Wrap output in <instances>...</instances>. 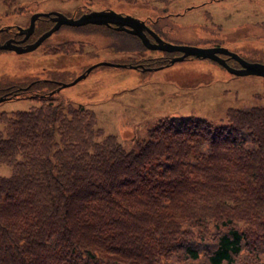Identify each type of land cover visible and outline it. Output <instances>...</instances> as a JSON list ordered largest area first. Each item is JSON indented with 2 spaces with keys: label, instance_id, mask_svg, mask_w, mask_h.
Returning a JSON list of instances; mask_svg holds the SVG:
<instances>
[{
  "label": "trees",
  "instance_id": "obj_1",
  "mask_svg": "<svg viewBox=\"0 0 264 264\" xmlns=\"http://www.w3.org/2000/svg\"><path fill=\"white\" fill-rule=\"evenodd\" d=\"M38 95L0 112V264H264V103L161 117L128 149Z\"/></svg>",
  "mask_w": 264,
  "mask_h": 264
},
{
  "label": "rangeland",
  "instance_id": "obj_2",
  "mask_svg": "<svg viewBox=\"0 0 264 264\" xmlns=\"http://www.w3.org/2000/svg\"><path fill=\"white\" fill-rule=\"evenodd\" d=\"M90 8H113L143 18L170 41L221 45L249 61L264 63V0H0V28L28 24L35 11L74 14ZM36 23V34L48 27L40 18ZM137 38L105 24H63L34 49L0 48V92L6 86L28 87L37 80L25 97L0 99V112L37 106L40 99L30 95L46 90L45 78L58 77L62 80L51 92L53 97L90 109L85 121L95 120L102 134L115 136L130 149L161 117L190 115L222 121L231 108L264 103V75L236 74L208 57L165 59L164 66L158 60L152 62L151 71L141 72L134 64H101L88 75L82 72L101 60L138 63L143 56H164V51L149 49ZM229 62L236 63L233 58ZM80 72L85 75L64 85ZM235 162L243 165L246 160ZM0 174L11 175L9 162H0ZM261 244L263 251L259 248L256 255L263 260ZM247 248L237 256L240 261L244 256L256 257ZM206 260L202 250L200 258L189 264Z\"/></svg>",
  "mask_w": 264,
  "mask_h": 264
},
{
  "label": "water",
  "instance_id": "obj_3",
  "mask_svg": "<svg viewBox=\"0 0 264 264\" xmlns=\"http://www.w3.org/2000/svg\"><path fill=\"white\" fill-rule=\"evenodd\" d=\"M41 15H51L52 19L55 20V23L42 32L34 41L28 42L25 45L18 44L16 41L12 39H6L5 41H0V48H14L19 52L27 51L36 48L47 36H49L54 30L60 27L63 23L67 24H85V23H97V24H106L112 25L117 29H125L129 32L137 34L142 42L149 48H158L168 51H181L180 54L175 55L171 58V61L184 59L187 56H196V57H209L214 59L221 64H223L229 71L236 74H261L264 75V63L249 61L241 56L239 53L229 49L228 47L221 45H212V46H200L195 44H184L173 42L167 40L160 36L154 29H152L144 19L137 17L132 14H126L120 11H116L113 8H103V9H91L89 11H85L81 13L79 16H69L66 13L58 10H50V11H36L32 13L30 17V22L27 26L18 25L19 32H25V36L21 40H25L28 35L34 30L35 21ZM147 31L150 32L154 39L152 40L150 36L147 34ZM228 54L231 57L236 58L241 66L233 67L231 66L224 56L221 55ZM101 63L106 64H117V65H126L127 63L121 62H112L109 60H101L90 65L86 72H88L93 66ZM132 65V64H131ZM82 73L76 76L73 80L64 82V85H70L76 82L79 78L84 76ZM3 99V97H0Z\"/></svg>",
  "mask_w": 264,
  "mask_h": 264
},
{
  "label": "flooded vegetation",
  "instance_id": "obj_4",
  "mask_svg": "<svg viewBox=\"0 0 264 264\" xmlns=\"http://www.w3.org/2000/svg\"><path fill=\"white\" fill-rule=\"evenodd\" d=\"M90 9H88V10H90ZM88 10H84V11H88ZM84 11H80L78 13H74L73 15L74 16H78ZM68 15H71V14H68ZM39 18L41 20H43V21H47L48 22V27L53 25L54 22H55V20L52 19L51 15H48V16L42 15ZM17 25L18 24H11V25H8V26H4L2 29H0V33L2 35V36L0 35V41L3 42V41H5L6 39L9 38V39H12L13 41H16L18 44L25 45L28 42L34 41L41 33V32H39V33L36 34V26H37L36 25L34 30L28 35V37L25 40H21L25 36V32L26 31L19 32L20 30H19ZM27 25L28 24H25L23 26L25 27ZM5 33H6V35L4 36ZM147 33L150 35V33L148 31H147ZM150 37L153 38L151 35H150ZM163 55L164 56H154V55L143 56L142 57L143 59L139 60L138 63H134V65H136L135 67L138 66L136 69L141 71V72L142 71H147V70L151 71V70H153V66H154L152 64V62H156V61L159 60V61H161V64H163L165 59L169 60V56H168L169 54L168 55L167 54H163ZM164 57H166V58H164ZM230 59L231 58L229 57L228 58V62H229ZM235 62H236L235 63L236 66H240V64H239V62L237 60H235ZM90 65H88V66H90ZM98 65H101V64H98ZM98 65L94 66L89 72H85V73H87V75H88V73H90L92 70H94V68H96ZM163 65H167V64H163ZM88 66H86V68L82 72L86 71ZM82 72H80V73H82ZM76 75H78V74H76ZM61 80L62 79H60L58 77L56 78L54 76L53 77L52 76L51 77H47V78H45V82L47 83V85H45L43 87V88H46V90H44V91L36 90L35 92L39 94L38 96L48 95L50 93V91L58 89L59 81H61ZM68 81H71V80H68ZM35 82H37V80L32 82L31 85H29L30 87L29 86L26 87L27 85H25V84L23 86H19V87H15V86L14 87H8V86H6L7 88H5V90H3V92H0V97L8 98V97H20V96L22 97V96H25L27 91H28V89H32L31 86ZM65 82H67V81H65Z\"/></svg>",
  "mask_w": 264,
  "mask_h": 264
}]
</instances>
